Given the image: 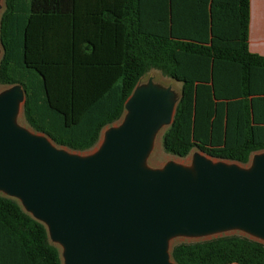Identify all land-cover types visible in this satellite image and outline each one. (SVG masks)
Masks as SVG:
<instances>
[{"label":"trees","instance_id":"1","mask_svg":"<svg viewBox=\"0 0 264 264\" xmlns=\"http://www.w3.org/2000/svg\"><path fill=\"white\" fill-rule=\"evenodd\" d=\"M181 16L169 0H3L0 84L24 92L25 121L51 142L83 152L116 121L150 68L180 82L163 149L196 148L246 163L264 150V55L248 49L249 0L224 18ZM176 264H264V242L240 234L178 242ZM0 264H61L44 223L0 191Z\"/></svg>","mask_w":264,"mask_h":264},{"label":"water","instance_id":"2","mask_svg":"<svg viewBox=\"0 0 264 264\" xmlns=\"http://www.w3.org/2000/svg\"><path fill=\"white\" fill-rule=\"evenodd\" d=\"M20 101L19 85L0 94V190L44 223L63 264H176L173 235L232 227L264 242V152L249 168L202 154L193 170L143 165L175 113L168 87L136 85L121 123L85 155L18 126Z\"/></svg>","mask_w":264,"mask_h":264},{"label":"rangeland","instance_id":"3","mask_svg":"<svg viewBox=\"0 0 264 264\" xmlns=\"http://www.w3.org/2000/svg\"><path fill=\"white\" fill-rule=\"evenodd\" d=\"M3 7H4V4H3V0H2L1 6H0V13L3 10ZM0 54H1V51H0ZM149 82H151L154 86L159 87V88L168 87L171 90V100L173 101V103H175V104L177 103V100H178L179 94H180V82H177V81L169 78L168 76L164 75L160 70L155 69V68L148 69L146 71V73L140 77L139 81L137 82V86L138 87L147 86ZM10 87H11L10 85H1L0 84V94L2 92H4L5 90L9 89ZM125 113H126V109L123 111L122 115L116 121H114L111 124L105 125L101 129L97 141L94 143V145L91 148H89L86 151L75 152V151H70L64 147H60L58 145H56V146L63 148V149H66L70 152L81 154V155L91 153V152L95 151L100 146V144L104 140L105 133L111 127L117 126L121 123V121L123 120V118L125 116ZM14 122L18 126L23 127L30 132L42 134L40 132L35 131L25 121L23 114H22V103H21V101H20L19 109H18L16 115L14 116ZM167 127H168V124L161 125L155 131L153 138H152L150 149H149L147 155L145 156V158L143 160V165L145 167L162 168L168 162H175V163L182 165V166H184L190 170H193L194 156L196 154H202L213 162L223 161L226 163H235V164H237L243 168H249L253 162L254 156L264 152V150H257V151L252 152L246 163H239V162H234V161H229V160H219L216 158H211V157L203 154L202 152H200L196 148L191 149L190 152L186 156L178 157V156L172 155L170 153H167L162 147L161 138H162L163 132L166 130ZM225 234H240V235H246V236H249V237L255 239V237H253L249 233L245 232L244 230H242L240 228L232 227V228L216 230V231H212V232H208V233H203V234H176V235H173L172 237H170L168 244H169V248H170L173 244L178 243V242H189V241H196V240H204V239H209L212 237L225 235ZM49 238L57 246V248L59 250L60 258H61V264H63V262H64V260H63V249H62L61 245L58 244L53 239H51L50 235H49ZM257 240H260V239H257ZM232 264H234V263H232Z\"/></svg>","mask_w":264,"mask_h":264},{"label":"crops","instance_id":"4","mask_svg":"<svg viewBox=\"0 0 264 264\" xmlns=\"http://www.w3.org/2000/svg\"><path fill=\"white\" fill-rule=\"evenodd\" d=\"M213 0H169V8L176 9L178 15L193 8L198 18L211 20ZM218 1V0H217ZM220 5L214 6L216 16L224 18V30L231 31L232 19L229 0H219ZM248 49L251 52L264 55V0H249V35ZM232 264V263H231Z\"/></svg>","mask_w":264,"mask_h":264}]
</instances>
